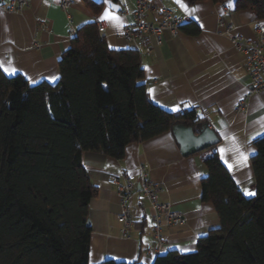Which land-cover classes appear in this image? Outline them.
Returning a JSON list of instances; mask_svg holds the SVG:
<instances>
[{"label": "trees", "instance_id": "obj_1", "mask_svg": "<svg viewBox=\"0 0 264 264\" xmlns=\"http://www.w3.org/2000/svg\"><path fill=\"white\" fill-rule=\"evenodd\" d=\"M84 2L95 14L103 8V2ZM235 2L264 21V0ZM181 30L200 32L193 24ZM59 69L56 85H31L0 68V264H89L87 223L97 189L84 161L120 160L131 143L177 124L198 130L205 123L194 110L176 116L156 105L140 52L111 49L96 22L77 30ZM252 145L256 195L242 192L215 146L207 149L202 200L214 206L220 226L201 237L194 252L170 251L153 264H264V136Z\"/></svg>", "mask_w": 264, "mask_h": 264}, {"label": "crops", "instance_id": "obj_2", "mask_svg": "<svg viewBox=\"0 0 264 264\" xmlns=\"http://www.w3.org/2000/svg\"><path fill=\"white\" fill-rule=\"evenodd\" d=\"M14 1L0 2V62H3L0 68L7 77L22 75L31 85L41 82L56 85L60 78L59 61L77 30L87 23L103 21L106 25L103 35L111 49L140 52L152 101L174 114L196 111L218 134L220 142L215 150L242 192L245 194L246 189L256 195L251 171L256 149L252 141L264 136V91L252 93L245 55L233 43L236 36L257 40V27L264 26V21L258 20L254 11L238 10L235 0L224 4L201 1L194 5L186 0H149L154 8L148 11L147 21L160 22L158 6L163 4L174 16H189L200 32L190 35L180 30L176 36L166 32L161 44L149 39L148 53L140 43L121 36L124 27L133 21L138 0H91L103 2L99 14L84 0H75L67 12L60 8L61 0H28L27 7L12 11L9 8ZM109 4L114 6L113 15L122 22L119 26L101 19ZM125 9L126 13L120 14ZM229 24L234 26L232 31L227 30ZM12 68L16 69L14 74L5 71ZM239 152L247 155V166L241 163ZM208 154L205 150L184 157L172 132H167L131 143L120 160L87 158L84 164L91 171L97 189L89 215L92 227L89 264L107 260L153 264L158 256L170 251L194 252L198 240L220 226L214 206L202 200V180L209 174L204 163ZM142 166H147L148 177L161 190L160 202L170 203L184 218L180 226L162 228L164 246H157L154 210L141 194ZM114 178H129L136 186L133 227L128 238L121 235L120 197L110 183Z\"/></svg>", "mask_w": 264, "mask_h": 264}, {"label": "built area", "instance_id": "obj_3", "mask_svg": "<svg viewBox=\"0 0 264 264\" xmlns=\"http://www.w3.org/2000/svg\"><path fill=\"white\" fill-rule=\"evenodd\" d=\"M75 0H61L60 8L67 12L74 4ZM28 6V0H16L10 5V10L21 11ZM154 8L153 3L149 0H138L133 21L124 27L121 36L129 41L140 43L146 48L148 53L151 52L149 39L161 44L164 40V34L170 32L176 36L181 28L191 24L193 20L189 16L177 17L163 4L158 6L160 22L154 23L146 20L147 13ZM127 9L120 14H125ZM72 20L70 19V23ZM101 34L106 31V25L103 21L96 22ZM220 24L223 21L220 20ZM234 26L229 24L228 31H232ZM258 38L250 41L242 36L233 38V43L238 52L243 53L246 58V70L252 82V93L264 91V26L257 27ZM240 102V105H242ZM117 190L120 197V212L118 221L121 225V235L128 238L133 227V208L132 201L135 195V183L129 178L120 180L114 178L110 182ZM141 194L154 210L155 239L157 246H164L166 240L162 235L163 227H177L182 225L184 218L176 211L170 203L160 202V189L148 177L147 166L140 169Z\"/></svg>", "mask_w": 264, "mask_h": 264}, {"label": "water", "instance_id": "obj_4", "mask_svg": "<svg viewBox=\"0 0 264 264\" xmlns=\"http://www.w3.org/2000/svg\"><path fill=\"white\" fill-rule=\"evenodd\" d=\"M172 134L180 146V152L184 157L210 149L220 142L218 134L209 123H204L198 130L191 126L177 124L173 126ZM87 224L91 226V221L88 220Z\"/></svg>", "mask_w": 264, "mask_h": 264}, {"label": "snow or ice", "instance_id": "obj_5", "mask_svg": "<svg viewBox=\"0 0 264 264\" xmlns=\"http://www.w3.org/2000/svg\"><path fill=\"white\" fill-rule=\"evenodd\" d=\"M177 2H179V0H177ZM182 7H186L184 5H181ZM114 8L113 5L109 4V7L108 9H106V11L104 12V14L102 15L101 19L102 20H108L110 23H113V24H116L117 26H119L122 22L120 21L119 17L118 16H115L113 15V12H112V9ZM192 11H196V9H193ZM3 66V62H0V67ZM5 71H8L9 74H14L16 69L15 68H12L11 70L9 69H5ZM151 91V90H150ZM221 153H222V158H223V153H224V150L221 149L220 150ZM238 155L240 156V159H241V163L244 164V166H247V155L245 153H242V152H239ZM227 162V161H226ZM229 169L231 170L232 168V165L229 164L228 165ZM245 191V194L246 195H255V193L253 192H249L248 190H244Z\"/></svg>", "mask_w": 264, "mask_h": 264}]
</instances>
